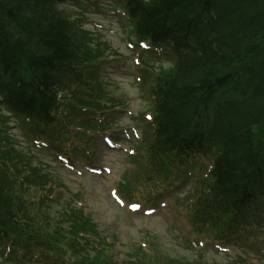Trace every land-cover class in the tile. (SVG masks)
<instances>
[{
	"label": "trees",
	"instance_id": "1",
	"mask_svg": "<svg viewBox=\"0 0 264 264\" xmlns=\"http://www.w3.org/2000/svg\"><path fill=\"white\" fill-rule=\"evenodd\" d=\"M67 1L0 0V250L116 264L114 245L82 208L65 203L55 220L45 199L31 198L51 178L7 134L16 118L22 130L63 145L75 127L105 130L94 117L124 107L103 79V61L116 51L85 28L87 12L72 17L60 7ZM72 1L83 11L110 3L128 19V39L162 50L147 53L168 66L143 78L155 120L142 148L163 182L173 170L171 161L164 169L166 156L215 153L191 195L194 233L231 246L264 232V0ZM80 235L93 240L83 245Z\"/></svg>",
	"mask_w": 264,
	"mask_h": 264
},
{
	"label": "rangeland",
	"instance_id": "2",
	"mask_svg": "<svg viewBox=\"0 0 264 264\" xmlns=\"http://www.w3.org/2000/svg\"><path fill=\"white\" fill-rule=\"evenodd\" d=\"M60 7L72 17L82 13L80 7L72 1L63 2ZM111 10L109 7H103L101 11L86 10L88 13L85 15V28L98 35L101 34L117 53L105 59L103 79L112 97L127 103V108L119 116L122 122L108 135L124 143L123 149L112 150L106 147L103 142L104 136L102 138L99 136L90 143L89 155L83 147L87 141L86 135L80 137L81 143H74L68 149L76 150V154L72 152L70 157L77 169L84 168L86 164H94L98 160L97 167L109 166L112 168V173L96 177L68 170L63 163L49 155L46 148L37 146L35 148L34 143L30 146L21 139L14 124L16 121L11 122V133L21 140L20 146L27 148L26 150L30 149V146L35 164L61 183V187L53 194L55 200L58 198L52 207L53 210H50L54 213L53 218L59 219L55 216L59 215L65 203L83 208L98 225L108 242L114 245L112 254L117 264H129L136 254L146 261L157 255L159 260L166 264L169 260L181 261L184 264H264V232L254 234L236 245L225 246L214 242L213 238H208V235H195L192 232L193 228L188 225L187 197L190 196L188 194L195 188L197 180L202 179L206 174L208 166L213 164L214 152H211L213 156H198L192 160L187 173L191 181L186 177L188 185L184 183L185 180H178L160 195L158 200L148 203V207L155 208L151 216L143 212H130L128 205L130 202L120 203L114 191L112 192L113 189L120 187V183L131 181L141 173L138 172V163L143 155L138 147L141 143L139 141L143 133L142 127L147 126L146 122H149L146 114L143 117L141 114L150 111V103L147 93L141 90L140 78L143 74L141 76L142 64L139 53L143 51L138 47L137 40L127 38L124 25L127 19L122 18V13ZM158 57L145 54L143 60L160 71L162 66L166 68L168 65L161 63ZM137 59L139 62H136ZM133 130L139 134V138L133 141L136 144L125 140L126 132ZM79 133L77 132V136ZM131 144L134 145L131 147ZM133 148L136 157L129 156ZM32 194L37 199L47 195L46 192ZM121 196L126 199L125 194ZM131 198L132 195L128 201H131ZM162 203L166 206H161ZM37 258L38 264H55L50 263V259L54 260L58 257L54 254L39 253ZM0 263L8 264L3 258H0ZM61 263L71 264V261L66 257Z\"/></svg>",
	"mask_w": 264,
	"mask_h": 264
}]
</instances>
